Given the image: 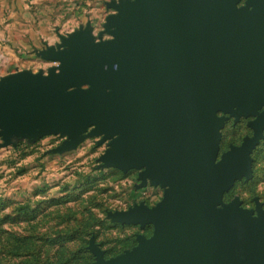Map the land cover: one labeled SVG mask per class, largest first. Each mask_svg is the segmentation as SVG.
Returning a JSON list of instances; mask_svg holds the SVG:
<instances>
[{"label": "water", "instance_id": "1", "mask_svg": "<svg viewBox=\"0 0 264 264\" xmlns=\"http://www.w3.org/2000/svg\"><path fill=\"white\" fill-rule=\"evenodd\" d=\"M134 0L108 17L113 36L87 30L50 46L49 71L0 78V147L22 133L111 138L106 164L140 167L165 185L154 205L109 211L122 222L154 224L150 236L94 264H264V208L223 195L252 173L264 130V0ZM263 108L259 110L261 107ZM257 114L253 135L219 155L225 115Z\"/></svg>", "mask_w": 264, "mask_h": 264}, {"label": "rangeland", "instance_id": "2", "mask_svg": "<svg viewBox=\"0 0 264 264\" xmlns=\"http://www.w3.org/2000/svg\"><path fill=\"white\" fill-rule=\"evenodd\" d=\"M133 1L0 0V78L24 69L47 73L57 62L41 51L63 46L65 37L81 30L95 41L112 37L109 15L118 11L116 4ZM8 51L16 54L14 61L2 55ZM219 114L226 117L218 158L253 135L249 121L257 115ZM89 130L76 145L62 150L70 139L66 131L19 132L0 147V264H94L91 239L109 258L137 244L138 233H153V223L122 222L109 211L140 201L154 205L166 186L140 178V167L106 164L103 155L111 138ZM251 156V175L237 178L223 200L239 197L256 212V198L264 208V130Z\"/></svg>", "mask_w": 264, "mask_h": 264}, {"label": "crops", "instance_id": "3", "mask_svg": "<svg viewBox=\"0 0 264 264\" xmlns=\"http://www.w3.org/2000/svg\"><path fill=\"white\" fill-rule=\"evenodd\" d=\"M1 45H3L2 43H0V46ZM0 49H2V47H0ZM3 49L5 50V51H7V48L5 47V46H3ZM9 52V51H8ZM1 55V54H0ZM2 55H5V59H9V60H12V61H14L15 60V58H16V54H14V52L13 51H10L9 53H4V54H2ZM4 63L6 64V61H4Z\"/></svg>", "mask_w": 264, "mask_h": 264}]
</instances>
